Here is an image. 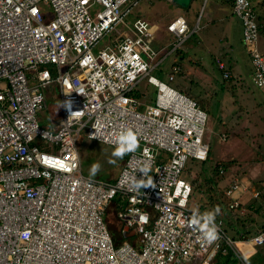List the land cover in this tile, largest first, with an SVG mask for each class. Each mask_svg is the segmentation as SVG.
<instances>
[{
	"label": "built area",
	"instance_id": "1",
	"mask_svg": "<svg viewBox=\"0 0 264 264\" xmlns=\"http://www.w3.org/2000/svg\"><path fill=\"white\" fill-rule=\"evenodd\" d=\"M140 1L0 0V264H211L221 244L235 258L227 264H251L247 260L264 243V230L232 241L220 218L218 239L208 243L191 224L197 209L188 205L192 186L181 174L189 159L207 158L208 117L170 85L177 64L171 63L166 80L151 72L198 26L173 17L164 25L171 39L155 48L158 26L133 12ZM231 13L241 24L250 81L264 97L256 13L249 0H232ZM103 37L106 45L93 53ZM221 76L230 77L226 71ZM143 80L154 88L149 103L142 99L144 86L136 91ZM48 85L55 91L54 126L42 127L36 112H51ZM128 129L139 147L126 154L112 181L80 172L82 137L116 148ZM145 166L153 186L134 190V180L147 181L140 171ZM216 171L222 174L223 167ZM244 192L259 196L242 178H230L227 207L250 210L240 204ZM108 206L117 242L104 221Z\"/></svg>",
	"mask_w": 264,
	"mask_h": 264
},
{
	"label": "rangeland",
	"instance_id": "2",
	"mask_svg": "<svg viewBox=\"0 0 264 264\" xmlns=\"http://www.w3.org/2000/svg\"><path fill=\"white\" fill-rule=\"evenodd\" d=\"M250 2L252 5L256 4L257 14H264V0H250ZM189 5L185 8L176 6L168 0H141L133 12L141 18L152 23L154 22L159 26L152 40V46L155 48L166 44L171 39L165 32L164 25L174 15L171 13L173 10L181 11L190 28L194 27L195 24L198 26L196 33L192 34L181 47V49H184V46L187 48L190 45V49L187 48L186 50L187 53L183 54L181 58L179 56L181 52L184 53L183 50H178L180 53H175L176 55H168L159 64V68L153 70L151 74L162 80H166L169 65L176 60L179 72L174 74L170 85L187 96H189L187 90L190 87L192 88V93H196L204 99L201 101V104L208 118L203 140L208 143L209 154L204 162L189 159L185 164L184 174H181V178L188 180L193 188L190 198L191 207L200 211L198 203L208 201L207 187L215 190L222 199L221 187L228 181V178L222 177L215 184L212 182L211 184H207L205 182V178L212 176L214 173L213 166L219 161H226L227 174L238 177L240 175H237L238 173L235 172L238 169L243 172L241 176L247 178L243 180L249 184V187L258 189L250 181L255 180L258 185H262L264 190V139L261 138L257 141V145L254 146L245 145L236 127L238 122H236L235 115L233 114L234 118L232 120L229 117L240 106H244L249 115L252 114L251 111H254L251 109L252 107L259 108L261 110L260 114L264 118V97L250 81V63L240 42L241 24L236 17L230 14L228 1L193 0L192 2L191 0V4ZM40 6L47 10L45 5H41L40 3ZM97 8L98 6L94 10ZM91 12H93V9ZM161 23H164V25ZM106 43V38H101L92 48V52L96 53ZM259 48L262 50L261 53L264 60L263 36L259 37ZM219 63L230 74L229 78H222V70L218 68ZM141 86L145 87V95L142 96V99L147 103L151 102L154 98V88L143 80L136 86L137 92H139ZM52 87V85H48L45 89L48 105H51L50 109L56 104L55 101H52L55 94ZM191 98L197 102L196 97ZM241 102L244 103L241 105ZM50 111L49 113L45 109H42L36 112V120L39 126H54L51 116L54 114V111L52 109ZM219 119L226 120L227 122L224 124L227 127L232 126L233 128V132L227 128V140L221 134V131H218ZM58 120L59 117H55V122H58ZM256 126L251 127L252 133L256 134L259 132L260 136L264 137V119L257 120ZM221 135L224 136V139H221ZM114 150L115 148L112 146H106L82 137L77 145L80 172L86 177H92L90 175L91 166L98 162L101 168L94 177L101 179L113 178L121 165V161H117V158L112 155ZM249 193L244 192L241 194V199L246 202L245 207L261 202L264 204V195L262 197L259 195L258 199H256L257 201L253 203V198L251 195L249 196ZM245 212V209L234 210L232 212L235 213L232 214L233 222L236 221V224L242 222L241 225L251 235L256 231L262 230L260 224L264 222V217L260 213L253 216H244ZM109 218L108 228L110 232L117 234L118 224L110 215ZM221 229L224 230L225 236L232 241L238 239L239 236H235L224 225L221 226ZM242 233H244V230ZM249 234L247 233L246 235ZM239 246L244 254L249 253L245 244L242 243ZM247 261L251 264H261L264 262V243L257 248V253L252 255ZM198 262L199 260L196 261V264Z\"/></svg>",
	"mask_w": 264,
	"mask_h": 264
},
{
	"label": "trees",
	"instance_id": "3",
	"mask_svg": "<svg viewBox=\"0 0 264 264\" xmlns=\"http://www.w3.org/2000/svg\"><path fill=\"white\" fill-rule=\"evenodd\" d=\"M228 1V5H229V11H230V14H232L231 13V3H232V0H227ZM250 1V0H249ZM172 3V2H171ZM173 4V3H172ZM174 5H176V6H179V5H177V4H174ZM189 5V4H188ZM188 5L185 7V8H187L188 7ZM250 5H251V9H253L254 10V12L256 13V10H257V8H256V4L255 5H252L251 4V2H250ZM179 7H181V6H179ZM259 13V12H258ZM256 22H257V25H258V37H264V14H257L256 13ZM257 46H258V44H257ZM175 53H180V52H178V50H176L175 51ZM174 55H176V54H174ZM248 55V54H247ZM248 57V56H247ZM248 60H249V57H248ZM218 61V60H217ZM172 63H174V64H176L177 63V61L175 60L174 62H172ZM219 68V67H218ZM220 70H222V72L223 71H225L224 70V68L222 67V68H219ZM190 97V96H189ZM197 104L199 103L198 101L196 102ZM199 105V104H198ZM199 107H201L202 108V105L200 104L199 105ZM203 109V108H202ZM208 154H209V150H208ZM125 156H126V154L122 157V158H118V157H115V158H117V161H122L124 158H125ZM207 157H208V155H207ZM207 159V158H206ZM205 159V160H206ZM191 160H194V159H191ZM204 160V161H205ZM194 161H198V160H194ZM204 161H198V162H204ZM228 161H230V160H228ZM225 160L224 161H219L218 163H216L214 166H213V170H214V173L212 174V176H209L208 178H205V182L207 183V184H211V182L213 183V184H215V182L217 181V180H221L222 179V177H226V178H228V180L230 179V178H232V177H236V176H233V175H231V174H227V172H226V166H225ZM217 165H219V166H221V167H223V173L222 174H218L217 173V171H216V166ZM184 170H185V168L183 169V172H184ZM182 172V174H184ZM186 172V171H185ZM235 172H237V173H235V174H237V175H240V176H238V178H240L241 177V175L243 174V172L242 171H240V172H238V171H235ZM108 180H111L112 181V178L111 179H109V178H107ZM227 182V181H226ZM226 182L224 183V185L226 184ZM251 182H252V184L253 185H255V186H257V190H258V192H259V195L262 197L263 195H264V190H263V188H262V185H258L257 184V182L255 181V180H251ZM259 183H261V182H259ZM224 185H223V187H221V194H222V199H221V196L220 195H218L216 192H215V190H213L212 188H206V192L208 193V201L207 202H200V203H198L199 205H198V208H199V210L200 211H202V212H205V211H208V210H211V209H213L215 206H217V205H219L220 206V208H221V214L220 215H217L216 216V218H220V219H222V221H223V225L230 231V232H232V233H234L235 234V236L236 235H238L239 237H238V239H235V240H239V239H241V237H249V236H251V234H249V232H248V230H246L244 227H243V225H241V223L242 222H240V223H235V222H233L234 220L232 219V214H235V213H232V212H234V210H232V209H229L228 207H227V204H226V200L224 199ZM193 189V188H192ZM191 193H192V190H191ZM191 193H190V195H189V203H188V205L191 207V205L190 204H192V203H190V198H191ZM250 196V195H249ZM256 199H258V198H253V203H254V201H257ZM239 201H240V204L241 205H245L246 204V202L245 201H243L242 199H241V197L239 198ZM259 202V201H258ZM250 203H252V202H250ZM264 206V204L261 202V203H258V204H255V205H250L249 207H251V209L250 210H248V211H246L245 212V214H244V216H253L254 214H258V213H260L261 212V208ZM193 208V207H192ZM108 211H110V213H108ZM113 209H112V207L111 206H108L107 207V209L104 211V213H103V216H104V220L105 221H107V226H108V221H110V218H109V215L112 217V214H113ZM248 218V217H247ZM260 228H262V230H264V222L263 223H261L260 224ZM244 230V233H242V231ZM112 233V232H111ZM249 234V235H246V234ZM115 233L113 232L112 233V235H113V240H114V242H117V241H119V240H117L116 239V237H115V235H114ZM254 234V233H253ZM257 253V252H256ZM234 256H233V254L231 253V251H230V249H228V247H226L224 244H222L221 245V247H220V249H219V251L216 253V255H215V258H214V262H213V264H227V263H229V262H233L234 261ZM264 263V262H263Z\"/></svg>",
	"mask_w": 264,
	"mask_h": 264
},
{
	"label": "clouds",
	"instance_id": "4",
	"mask_svg": "<svg viewBox=\"0 0 264 264\" xmlns=\"http://www.w3.org/2000/svg\"><path fill=\"white\" fill-rule=\"evenodd\" d=\"M178 50H182V49H178ZM250 68H251V65H250ZM250 75H251V70H250ZM69 111L71 112L70 104H69ZM73 115L82 116L83 112H76V113H73ZM138 147H139V142L137 139V135L130 129L123 130L121 131L118 137L117 147L113 151L112 155L114 157L122 158L125 154L129 152H135ZM110 162H114V161H110ZM100 168H101V165L98 162L94 163L91 166L90 175L94 177L99 172ZM140 171L143 177H147V181L143 179L139 181L134 180L133 188L134 190H137V191L142 187L153 186V180L151 177L148 176L150 172V167L145 166L141 168ZM220 214H221V208L219 205H217L213 209L205 211L203 213H200L198 210H196L192 215L191 224L200 230V232L203 234L204 239L208 243H212L218 239V227L216 224V216Z\"/></svg>",
	"mask_w": 264,
	"mask_h": 264
},
{
	"label": "crops",
	"instance_id": "5",
	"mask_svg": "<svg viewBox=\"0 0 264 264\" xmlns=\"http://www.w3.org/2000/svg\"><path fill=\"white\" fill-rule=\"evenodd\" d=\"M192 2H193V0H192ZM189 4H191V0H190V3ZM190 6V5H189ZM172 14H174V15H172L171 17H170V19H172L173 17H175V16H182L183 17V15L181 14V11L180 10H173V12H171ZM169 19V18H168ZM167 19V20H168ZM169 19V20H170ZM168 20V21H169ZM146 21H148V20H146ZM167 21V22H168ZM149 22V21H148ZM152 23V22H151ZM154 23V22H153ZM156 24V23H155ZM161 24H163L164 25V23H161ZM157 25V24H156ZM158 26V25H157ZM159 27V26H158ZM163 30V29H162ZM164 31V30H163ZM224 37V39H225V35L223 36ZM187 40V39H186ZM224 41V40H223ZM223 41H222V43H223ZM240 42H241V37H240ZM242 44V43H241ZM242 47H243V45H242ZM184 49H182L183 51H184V53H182L181 52V54H180V58L183 56V54H186L187 53V48L188 49H190V45H188L187 46V48H186V46H184L183 47ZM243 49H244V47H243ZM257 49L259 50V52H261L262 50H260V48H259V38H258V46H257ZM244 51H245V49H244ZM245 53H246V55H247V52L245 51ZM262 54V53H261ZM263 55V54H262ZM248 56V55H247ZM191 83V82H190ZM187 93H188V95L189 96H191V97H196V100L199 102L198 104L200 105L201 104V101H203L204 99L202 98V97H199L196 93L194 94V93H192V88H188V90H187ZM244 102H241L240 104L242 105ZM202 105V104H201ZM245 108L246 107H244V106H240L239 108H238V110H236V111H234L233 113H231L230 115H229V117L231 118V120L234 118V116H233V114L235 115V118H236V122H238V124L236 125V127L238 128V130H239V134H241V136H240V138H241V140H242V142L245 144V145H250V146H254V145H257V141H259L261 138L262 139H264V137L263 136H260V133L258 132V133H256V134H253L252 133V131H251V127L253 128V127H255L256 126V124H257V120H261V119H264L263 118V116H262V114H260V112H261V110H259V108H254V107H252L251 109H253L254 111H251L252 112V114L251 115H249L248 114V112L245 110ZM258 110V111H257ZM222 114H223V111H222ZM252 116H253V118H252ZM218 120V119H217ZM227 121L226 120H223V119H219V125H218V131H221V134L222 135H224L225 137H226V140L228 139V134H227V128L228 129H230V131H232L233 132V128H232V126H230V127H227L226 126V124H224V123H226ZM256 128H257V126H256ZM242 131H244V132H242ZM236 134V133H235ZM237 171L238 172H240V170H238L237 169ZM240 178H242V179H245L246 177H240ZM247 179V178H246ZM251 181V180H250ZM115 235V237H117V235H116V233L114 234Z\"/></svg>",
	"mask_w": 264,
	"mask_h": 264
},
{
	"label": "water",
	"instance_id": "6",
	"mask_svg": "<svg viewBox=\"0 0 264 264\" xmlns=\"http://www.w3.org/2000/svg\"><path fill=\"white\" fill-rule=\"evenodd\" d=\"M170 2H172L173 4H177L181 7H186L190 0H168ZM130 235H132L131 233H127V234H124V237H129Z\"/></svg>",
	"mask_w": 264,
	"mask_h": 264
},
{
	"label": "bare ground",
	"instance_id": "7",
	"mask_svg": "<svg viewBox=\"0 0 264 264\" xmlns=\"http://www.w3.org/2000/svg\"><path fill=\"white\" fill-rule=\"evenodd\" d=\"M105 221V220H104ZM105 223H107V221H105ZM239 244H242L241 242L236 241L235 245L241 250V252L243 253L242 249L240 248ZM244 254V253H243ZM246 255V254H244Z\"/></svg>",
	"mask_w": 264,
	"mask_h": 264
}]
</instances>
